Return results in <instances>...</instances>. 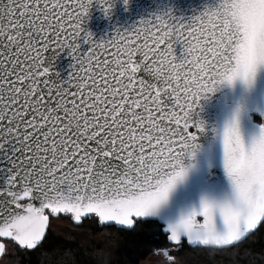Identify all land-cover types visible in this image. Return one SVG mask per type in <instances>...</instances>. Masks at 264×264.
I'll list each match as a JSON object with an SVG mask.
<instances>
[{"label": "snow or ice", "instance_id": "6c2138e0", "mask_svg": "<svg viewBox=\"0 0 264 264\" xmlns=\"http://www.w3.org/2000/svg\"><path fill=\"white\" fill-rule=\"evenodd\" d=\"M116 2L0 0V257L36 249L49 215L118 226L156 264L264 227V0L99 42L84 20Z\"/></svg>", "mask_w": 264, "mask_h": 264}, {"label": "trees", "instance_id": "16d2710c", "mask_svg": "<svg viewBox=\"0 0 264 264\" xmlns=\"http://www.w3.org/2000/svg\"><path fill=\"white\" fill-rule=\"evenodd\" d=\"M58 219L66 220L70 225V219L65 216L59 215ZM53 218H49V223ZM72 231L70 237L58 236V234L47 229L46 235L41 244L34 250H20L18 246L14 244H8L13 247L11 254L5 257H0V263L7 261L6 264H110V261L105 263L103 259L95 258L90 255L89 250L92 245L91 238L109 239L111 242L117 245L115 254H112L111 260L119 258L121 264H141V260L145 257L139 254L130 256L126 250V245L130 240L127 238V234L121 232L115 226H103L99 227L98 222L93 217H88L82 220L78 226L71 225ZM83 239V240H82ZM86 247H77L78 243L84 242ZM164 243V239L161 236L153 237V246ZM89 244V245H88ZM177 256L179 257V264H264V257H261V253H264V227H261L255 234L250 235L242 244L237 248L224 251V252H212L203 248H190L186 244L180 246L177 249ZM68 251V252H67ZM69 253L67 261L59 262L53 259L55 253ZM248 253L255 255V260L250 261L247 257ZM139 256V258H137Z\"/></svg>", "mask_w": 264, "mask_h": 264}, {"label": "water", "instance_id": "95a60500", "mask_svg": "<svg viewBox=\"0 0 264 264\" xmlns=\"http://www.w3.org/2000/svg\"><path fill=\"white\" fill-rule=\"evenodd\" d=\"M214 2L215 0H130L127 9H125L122 0H117L109 16H105L99 7H93L90 10L89 16L84 20V27L93 34L94 39L99 42H106L113 38L119 39L120 35H127L128 33L126 30H144L148 25L141 24L140 21L145 20L155 23L154 16L156 14L171 12L175 17L188 19L194 15H198L205 9V7L212 6ZM70 11L78 10L70 9ZM70 64L71 59L64 54H61L55 62V71L62 77L66 76L70 71ZM60 215L69 217L71 222L76 226L80 225L82 222L77 223L70 215ZM50 217L56 218L58 216L49 215V218ZM98 225L99 227H103L99 222ZM115 227L118 228V226ZM187 246L190 248H198L189 245Z\"/></svg>", "mask_w": 264, "mask_h": 264}, {"label": "rangeland", "instance_id": "374dc122", "mask_svg": "<svg viewBox=\"0 0 264 264\" xmlns=\"http://www.w3.org/2000/svg\"><path fill=\"white\" fill-rule=\"evenodd\" d=\"M65 217H67V216H65ZM70 222H71V220H70ZM71 225H74V224L72 223ZM71 225L66 220L58 219L57 217L53 218V220L48 224L49 229L52 230V232L58 234V236H63L65 238L67 236L70 237V232H71L72 228H69L68 226L72 227ZM74 226H76V225H74ZM72 231H74V230H72ZM89 239L91 240L92 245H93L90 247V249L88 247L86 248L87 250H89V252H90L89 254L93 255L95 258L103 259L105 263L109 262L112 258V254H115V251L118 248L117 245L114 244L113 242H111L109 239H102L100 237L97 239L96 238L93 239L89 236ZM85 243H86V241L80 242V243H78L77 247H82V248L84 246L86 247V245H84ZM178 248H172V252H173L177 261H179V257L176 254L178 251L177 250ZM12 251H13V247L9 245L8 246V253L6 256L11 254ZM67 252L65 254L64 253H55L56 257H54L53 259H55L59 262L67 261L66 257H69V255H70ZM143 253L145 254V257L140 261L141 264H156V259L153 257L150 250L144 249ZM6 262L7 261H4L2 263L6 264Z\"/></svg>", "mask_w": 264, "mask_h": 264}]
</instances>
